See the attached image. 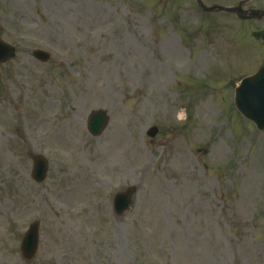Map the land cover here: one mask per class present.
Returning <instances> with one entry per match:
<instances>
[{
  "label": "rangeland",
  "instance_id": "1",
  "mask_svg": "<svg viewBox=\"0 0 264 264\" xmlns=\"http://www.w3.org/2000/svg\"><path fill=\"white\" fill-rule=\"evenodd\" d=\"M173 2L0 0V37L19 53L0 66V264H264V133L233 104L241 76L264 64V23L201 14L173 27ZM51 49L44 64L32 55ZM160 62L168 81L153 91ZM98 108L110 122L94 137ZM60 120L74 125L70 145L54 141ZM33 152L50 162L40 184ZM133 184L118 218L113 197Z\"/></svg>",
  "mask_w": 264,
  "mask_h": 264
},
{
  "label": "water",
  "instance_id": "2",
  "mask_svg": "<svg viewBox=\"0 0 264 264\" xmlns=\"http://www.w3.org/2000/svg\"><path fill=\"white\" fill-rule=\"evenodd\" d=\"M0 48L6 52V56L0 61L8 59L14 51L12 47L8 46L0 40ZM240 88L236 89L235 102L238 109L248 118L254 120L258 127L264 129V66L252 77L245 79ZM130 195L123 202H116L119 211L127 208L130 205ZM33 240L29 238L23 242L24 254L31 257L37 248V231L36 228L32 232Z\"/></svg>",
  "mask_w": 264,
  "mask_h": 264
},
{
  "label": "bare ground",
  "instance_id": "3",
  "mask_svg": "<svg viewBox=\"0 0 264 264\" xmlns=\"http://www.w3.org/2000/svg\"><path fill=\"white\" fill-rule=\"evenodd\" d=\"M166 49L169 52V56L170 57L173 56L174 62L180 67V64L184 62V55H183L184 53L181 52V48L179 47L178 43L174 40V38L170 37L167 40ZM165 63H168V62H165ZM165 65L166 64L160 62L159 65L157 66V74L153 75L149 78V83H150L151 89L153 91H155L159 87H162L164 85V83L168 81L167 74L162 75V70L165 67ZM93 79H94V77H91L90 82L93 81ZM154 86H157V87L155 88ZM74 94H77V93H73V95ZM99 114H100V112H99ZM178 117H179V119H181L183 117L185 118V112H182V111L179 112ZM90 126H92V124ZM39 127L41 128L42 125H40ZM73 127H74V125L71 124V126L69 127V131L67 133V131H66L67 125L65 124V122H62V124H59V127L57 128L56 134H55V136H53L54 141L60 145H62L63 143L66 145L67 144L70 145L72 143V141H75L73 137H76L75 136V130L73 129ZM71 134L73 137L71 136Z\"/></svg>",
  "mask_w": 264,
  "mask_h": 264
}]
</instances>
